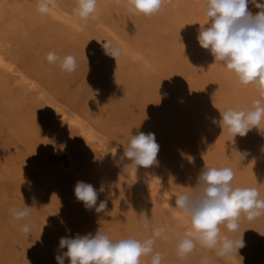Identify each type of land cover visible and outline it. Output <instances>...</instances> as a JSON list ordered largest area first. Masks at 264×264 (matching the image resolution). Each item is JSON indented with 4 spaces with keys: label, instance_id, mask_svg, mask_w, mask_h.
Masks as SVG:
<instances>
[{
    "label": "rangeland",
    "instance_id": "1",
    "mask_svg": "<svg viewBox=\"0 0 264 264\" xmlns=\"http://www.w3.org/2000/svg\"><path fill=\"white\" fill-rule=\"evenodd\" d=\"M8 1H11L12 5L7 14L8 18L0 19V22L5 19L0 24V57L6 61L4 67L0 65V264H57L55 257L67 251L66 248H59L61 237H75L77 234L81 236L95 235L98 229L114 240L129 236L143 239L145 237L142 226L144 216L151 219L153 226L166 224L172 229L169 233L171 237L169 240L158 239L154 246L155 251L163 253V264H201L202 257L206 255L211 264H234L232 258H228L229 260L219 259L199 247L183 261L177 257L176 239L182 236L190 224L188 218L179 209L172 208L176 206L175 197L172 195L187 191L188 188L185 186L190 187L196 184L199 174L191 177V165L190 168L184 167L188 171L185 173L187 179L185 178L184 183H181L186 185L183 188L179 187L170 179L171 193L166 199H163L158 194L151 193L145 182L141 183L136 177L126 174L123 171L124 167L116 159L104 156L102 147H97L93 155L99 158V164L105 171L99 164H94V162H98L97 157L88 159L76 151L74 141L69 136V129L50 123L54 111L47 105V99L55 97L59 100L60 106H68L73 109L79 118L87 119L95 129L105 132L113 140L120 137L123 141L119 143L114 140L113 143L123 156L124 144L127 143L131 135L140 132L154 133L156 142L159 144L157 164L146 168V170L154 172V168H156L166 172L171 178L178 179L184 175L181 166L177 163L178 160L185 162L187 155H189L188 158H193V162L197 159L196 144L199 142L193 136L197 137L195 133L198 130L202 129L203 131L204 124L202 125L201 117L204 118L205 107L210 103V100L214 99L213 96L210 94L206 100L200 102L202 104L201 116L196 114L191 117L189 112L187 114L189 115L188 122L177 126L170 124L172 120L168 122L170 113L165 102L159 105L157 100H152L149 104L139 106V100L143 97V93L139 90L136 91V94L133 92L132 96L135 98L133 101L120 104L110 95V89L106 87L100 61L83 40L75 41L76 52L69 50L70 53L67 51L63 54L64 56L69 54L76 58V71L72 73L62 71L58 65L47 63L46 58L44 60L48 52L57 54L59 50L63 51L65 46L56 47L55 39L52 37L53 32L48 34L43 32L42 34L38 25L49 21L54 15L61 16L63 13L66 14L63 15L64 18L84 25L78 17L74 20L76 16L73 14V8L76 5V0H57L59 6L47 15L37 11L39 0H0V5L8 3ZM258 2H264V0H258ZM203 3L204 0H172L169 7L165 8L167 14L163 17L156 15L153 21H148L147 16L130 14L125 7V0H98L96 12L86 26L92 30L93 38L103 40L106 39V35L97 30L98 25L109 21L111 24L109 30L112 29L114 34L117 33L120 36L114 35L112 39L120 40L122 38L125 43L133 42L134 47L141 53H147L150 49L152 43L150 33L156 39L159 34L162 40H166L170 44V47L191 46V37L188 32L182 31L180 27L176 26V30L171 28L175 24V19L167 16L177 13L185 15L186 11L196 18L201 17L202 21L207 23L208 18L204 16L206 12ZM174 4H178V7H174ZM248 7L253 14L259 11L252 4H249ZM152 17L150 16V18ZM203 17L205 18L203 19ZM23 20L29 23H23ZM96 22L97 24H95ZM3 29L7 31L5 32ZM15 32L22 35L15 39L13 35ZM25 32L26 34L31 33L35 40L34 45L31 46L35 54V57L33 54V59L32 57H30L31 59L25 57L22 59L20 52H17V49L21 47ZM1 34L8 41L6 39L4 41ZM4 35H8V37ZM15 41H19L17 46ZM196 51L195 48L189 49L186 52L188 54L186 62L182 63L178 69L179 78L185 83L188 91L191 90L189 91L191 94L197 86L187 74L186 67L191 65V61L198 56ZM38 56L41 57L39 60ZM204 56L214 59L210 51ZM204 56L202 55V57ZM220 64L216 63V67L218 68ZM7 65L8 68H6ZM223 67L225 68L220 65L219 69H224ZM11 76L13 79H10ZM10 83H12V87ZM242 86L241 92L245 87L248 91L255 89L253 84ZM10 88L15 92L12 90V93ZM5 93L11 94V96ZM46 106L48 107L46 108ZM207 106L210 107V105ZM164 109L165 111H163ZM193 128L198 130L195 131ZM201 135L205 137V133H201ZM188 136H192L193 144H188L187 148L185 147L184 155L181 146L186 143ZM188 143L191 141L188 140ZM92 161L94 162L92 163ZM85 162L86 164H84ZM196 162L199 163L200 160L197 159ZM93 164L97 170L92 167ZM49 170L50 172H48ZM78 181L91 184L97 190V207L101 201H106L110 208L106 207L100 213H97L95 208L87 210L83 202L78 201L74 194V188ZM62 190L64 191L62 192ZM112 192L116 195L113 196ZM260 198L264 199V193H260ZM141 201L147 203L149 211L147 214L135 212L132 214L133 216H123L125 215L121 210L123 206L134 205ZM113 202L117 203V207L110 204ZM24 204L32 208L31 216L27 221L16 220L9 209L22 207ZM138 218L142 219L138 220ZM245 220L241 217L240 231L229 234L238 237L244 232L243 238L247 245L239 250V256L235 255L234 259L264 261V216L253 220L250 227L244 224ZM25 222L30 224L29 237L21 231ZM254 229L256 230L254 231ZM222 231L226 232L223 226ZM250 247L252 250L249 249ZM150 262L151 257L142 258V264H150ZM64 264H70L68 258H65Z\"/></svg>",
    "mask_w": 264,
    "mask_h": 264
},
{
    "label": "clouds",
    "instance_id": "2",
    "mask_svg": "<svg viewBox=\"0 0 264 264\" xmlns=\"http://www.w3.org/2000/svg\"><path fill=\"white\" fill-rule=\"evenodd\" d=\"M97 3L98 0H76L73 14L86 26L96 12ZM167 3H172V0H125V7L130 14L150 17L159 13ZM249 4L259 11L253 14ZM58 6L57 0H39L37 11L47 15ZM173 6L178 7V4ZM203 7L208 21L207 27L200 24L197 36L199 46L209 50L215 63H221L234 73L242 85L253 84L258 92L251 107L219 110L222 129H226L232 138L237 135L243 137L253 128L260 130V125L264 123V2L204 0ZM102 48L106 55L114 57L116 61L125 54L111 40H106ZM127 55L135 58L134 52ZM46 59L68 73L77 69L76 58L72 55L59 56L49 52ZM158 152L159 144L154 133L131 135L124 144V157L131 163L125 165L123 171L129 175V172L136 173L138 167L149 168L157 164ZM112 153L115 155V150ZM245 155L240 154V166H243ZM234 178L235 172L231 167L205 166L194 186L175 194L176 206L172 208L179 209L190 224L176 242L179 260L183 261L197 247L219 259L238 255L239 250L245 247L244 232L238 237L229 234L239 231L241 217L253 221L264 216V199L260 198L257 188L234 186ZM74 194L87 210L95 208L100 213L107 207L106 201L96 206L98 192L91 184L78 181ZM9 211L16 220L27 221L32 208L24 204ZM142 226L145 232L143 239L129 236L114 240L100 229L95 235L61 237L59 248H66L67 251L55 257L57 264H64L65 258L69 259L70 264H142L144 257H151L150 264H163V253L155 251L154 246L158 239L171 238V227L166 224L153 226L146 216ZM222 226L226 232L222 231ZM21 231L29 237L30 224L25 222ZM201 264H211L207 255L202 257Z\"/></svg>",
    "mask_w": 264,
    "mask_h": 264
},
{
    "label": "bare ground",
    "instance_id": "3",
    "mask_svg": "<svg viewBox=\"0 0 264 264\" xmlns=\"http://www.w3.org/2000/svg\"><path fill=\"white\" fill-rule=\"evenodd\" d=\"M13 1H16V0H13ZM10 2L8 1V3L5 2L2 5H0V15H1L0 19L3 17H5V19L8 18L7 14L9 12V9L12 6ZM14 4H15V2H14ZM169 4L170 3L165 4L159 13L153 15L152 18L148 17L147 20L153 21V18H155L156 15H157V17L158 16L163 17L165 14H167L166 13L167 11H165L166 10L165 8L169 7ZM64 14L65 13H63L61 15L62 17L58 16V15H54L52 17L50 16L51 18L50 19L48 18L49 21H44L41 25H38V28L42 31V34H43V32L45 34H48L49 32H53L52 37L55 39V43H56L55 46L56 47L59 48V47L65 46L63 51L62 50L58 51L57 54L59 56H64L63 55L64 52H67L69 50L70 51L73 50L74 52H76L75 41L83 40L84 44H87V47H89L94 52L97 60L100 61L102 68H103V70H102L103 80L104 81L106 80V85H107L106 87L108 89H110V95L112 97H114L116 102L121 104V103H127L130 101H133L135 99L132 96L133 92H134V94H136V91L139 90L141 93H143L142 99L139 100V104H138L139 106H144L146 104H149V103H151L152 100H157L159 105H161L162 102H165L169 108V113H170V116L168 117L167 120H168V122H170L172 120L170 122V124L177 126L179 124H182V123L185 124L188 122L189 115H187V114L189 112L191 114V117H192V115H196V114L198 116H201L200 112L202 109V104L200 102H202L203 100H206L210 96V94L214 98V99L210 100V103L207 104V105H210V107H208L206 105V107H205L206 108L205 109L206 114L204 113L205 115H203L204 118L201 117V119H202L201 121L203 122L202 125L204 124L203 131H202V129H200V131H199L198 129H194L195 127L193 128L195 131L198 130L195 133L197 135V137L193 136V138L199 142L198 144H196L197 145L196 149H198V151H197L198 155L196 156V158L198 160H200L199 163L196 162L197 159L195 160V162H193V158H188L189 155H187V160L185 162H183V161L181 162V160H178L177 163L179 166H181V169H182L183 174H184L183 176H180L181 178H178V179L175 177L171 178V176L168 175L166 172L159 171L156 168H154V172H149L148 170H146V168L138 167L136 173L129 172V175L136 177L141 183L145 182L147 184V187L150 189L151 193L158 194L163 199H166L167 196H169L171 193V189H170V185H169L171 180L173 181V183L178 184L179 187L183 188V186L186 185V184L181 183V182L184 183V180L187 179V177H185V173L188 171H187V169H184V167L190 168V165H191V168H190L191 174L190 175H191V177H193L196 174L198 175L205 166H218V167L228 166V167H231L233 169V171L235 172V178L233 181V184L235 186L254 187V188L258 189L259 193H264V125H262L263 123L260 125V130L257 128H253L247 133V135H245L243 137L237 135L234 138H232V136H230L227 133L226 129L223 130L222 127L220 126V123H219V121L221 119L220 111H224L229 107H239V106L250 107V105H252V101L258 97V92H257L256 88L252 89V90L249 89L250 91H248V89H246V87L241 92V89L243 88V86L238 81V79L234 73L228 71L226 67L225 68L223 67L224 69H219L220 65H222V64H220L219 67L217 68L214 59H212V58L209 59L208 57L204 56L205 54H208L209 50L201 48L199 46L198 40H197L198 30L200 28V24L201 25L206 24L202 21L201 17L196 18V16H194L191 13H188L186 11L184 13L185 15L177 13L176 15L172 14V15L167 16L169 18L175 19L174 20L175 24L173 26H171V28H174L176 30V27H180L182 29V31L186 30L188 32V35L191 37L190 38L191 39V41H190L191 46L170 47V44H168L166 42V40H162V37L159 34H157V39H156L155 36H153L150 33V38L152 40V43L150 45V49L147 53H141L134 47L133 42H126L125 43V41L122 40V38H120V40L119 39H116V40L112 39V37H114V35H118V34L116 32H115L116 34H114L112 29L109 30V28L111 26L109 21H105L103 24L98 25L97 30L99 32H101L102 34L106 35L105 36L106 39L99 40V38L98 39L93 38V32L87 26L82 25V23L80 24L78 22L69 20V18H64V16L66 15V14L65 15ZM203 14H204V12H203ZM34 16L36 17L37 15L35 14ZM204 16L207 18L206 15H204ZM205 17H203V19ZM76 18L77 17H74V20ZM5 19L2 20V22H4ZM2 22H0V24ZM23 23L28 24L29 22L28 21L25 22L23 20ZM95 24H97V22ZM187 24H190V25H187ZM6 25H8V24H6ZM205 27H207V25H205ZM91 28H93V27H91ZM3 30L5 32L7 31L6 29H3ZM1 33H2V31H1ZM3 34H5V33H3ZM3 34H1L2 37H3ZM13 35H14L15 39H18L19 36H21L22 34L15 32V34H13ZM4 36L8 37V35H4ZM4 39H6V41H8V39L6 37H3V40ZM106 40H111L114 43L118 44L120 46V48L123 50V52L125 53L124 55H121L117 59V61L115 60L114 57H111V56L106 55L104 53V50L102 48V44L105 43ZM34 41L35 40H34V37L32 36V34L31 33L26 34V32H25V36L23 38V42L21 44V47L19 46L20 48H18V49L16 48L17 52L18 53L20 52V54L22 55V59H24V57L26 59H29L30 57H32V59H33L34 49H33V47L31 48V46L34 45ZM97 41H100V42H97ZM15 43H17L16 44V46H17L19 44V41H17V42L15 41ZM192 48L197 49L196 53L198 56L196 57V59H193L191 61V63H192L191 65H188V67H186L187 71H188L187 74L189 75L190 79L195 81L196 86H197L196 90L192 91V94H191L189 92L191 90L188 91V88L185 86V83L183 81H181V79L179 78L180 76H179L178 69L182 66L181 65L182 63L186 62V59L188 57V54L186 52L189 49L191 50ZM85 49H87V48H85ZM70 51H69V53H70ZM129 52L135 53L134 59L129 58V56L127 55V53H129ZM202 52H203L202 55L204 57H202V55H201ZM34 57H35V54H34ZM38 57H36V58H38ZM42 57H44L43 54H42ZM46 57H47V55H46ZM46 57H44V60ZM40 58L41 57H39L38 60ZM46 61H47V59H46ZM5 63H6L5 59L0 57V65H2V67H4ZM27 63H28V61H27ZM47 63H48V61H47ZM45 66H46V64H45ZM6 68H8V65ZM53 70H55V69H53ZM9 72H10V70L8 71V73ZM8 77H7V79H8ZM12 77L13 76H11L10 79ZM10 79H8V81ZM11 85H12V83H10V86ZM213 88H214V90H213ZM12 90L14 91V89H11V92H12ZM7 92H9V91H7ZM5 94H8V93H5ZM8 95L11 96V94H8ZM41 95H42V92H41ZM43 96H45V95H43ZM6 99H7V97H6ZM58 101L59 100L55 97L51 98V99H47V105L49 107H51L52 110L54 111L53 117L50 119V123L53 125H61L65 128L69 129V136H71V138L74 141L76 151H78L80 154L85 155L88 159H92V158L95 159V157H97V156L93 155L94 154L93 152L96 150L97 147H102L104 149V152H103L104 156L112 157V158L116 159L120 163V165H122L123 167L125 165H128L131 163L126 157H124L122 155V153L120 152L118 147L115 146L113 143L114 140L116 142H119V143L121 141H123L120 137H116L113 140L105 132H101V131L95 129V127L93 125H91L87 121V119L79 118L73 109L69 108L68 106H63V105L60 106ZM102 102H104V101H102ZM61 104H63V103H61ZM48 106H46V108ZM163 111H165V109ZM214 119H216V121H214ZM36 120H39V119H36ZM193 120H195V119H193ZM99 123H100V121H99ZM148 125H150V124H148ZM198 126H200V125H198ZM198 126H197V128H199ZM185 127H186V125H185ZM27 129H30V128H27ZM194 130H192V131H194ZM201 133H205V137L204 136L202 137V135H204V134L201 135ZM191 134L193 135L194 133H191ZM193 138H192V136L191 137L188 136L186 143H184V145L181 146V149L183 150L184 155H185V147L187 148L188 144H193L192 143ZM42 140H43V138H42ZM188 140H190L191 143H188ZM50 141H53V140H50ZM41 142H43V141H41ZM44 142H45V139H44ZM43 144L46 145V143H43ZM179 147H180V145H179ZM14 148H16V147H14ZM43 148H44V146H43ZM114 150H115V155H113V153H112V151H114ZM186 152H189V151H186ZM201 152L203 154H200ZM244 153H246V155H245V159L242 162L243 166H240L239 165L240 154H244ZM190 157H192V155H190ZM97 160H98V162L97 161L94 162L95 161L94 160V161H92V163L94 162V164L97 163L96 165H98L99 164V158L98 157H97ZM78 162H79V160H78ZM84 164H86V162ZM94 164L92 165L93 168H94ZM198 165H200V166H198ZM99 166H100V164H99ZM102 169L104 170V168H102ZM95 170H97V169H95ZM48 172H50V170ZM90 176H92V175H90ZM104 176H105V174H104ZM97 177H98V175H97ZM188 178H189V176H188ZM24 179H25V177H24ZM73 181H75V180H73ZM74 185H72V186H74ZM185 187H188V186H185ZM63 191L64 190H62V192ZM113 193L114 192L111 193L113 196L116 195ZM173 196L175 197V194L172 195V197ZM118 201H119V199H118ZM125 201H127V200H125ZM56 203H57V201H56ZM110 204L113 207H117L116 202H113ZM167 204H169V203H167ZM107 207H109V206H107ZM121 210L125 213V215H123V216L132 215V214H135V212H138V213L142 212V213H146V214L149 212L147 203H145L144 201H141V202L136 203L134 205H125L121 208ZM123 212H122V214H123ZM140 219H142V218H140ZM140 219L138 218V220H140ZM244 224L247 225L248 227H250V226H252V221H248L246 219ZM132 230H134V229H132ZM249 230H250V228H249ZM255 230L256 229H254V231ZM257 234H259V233H257ZM251 239H252V237H251ZM176 240H178V239H176ZM246 246L247 245H245V247ZM251 248L252 247H250L249 249H251ZM231 258L234 260L233 261L234 264H264V261H255V260L250 261L251 259L250 260L244 259L242 261H238V260L234 259V256H232ZM260 258H258V259H260ZM188 262H189V260H188Z\"/></svg>",
    "mask_w": 264,
    "mask_h": 264
}]
</instances>
